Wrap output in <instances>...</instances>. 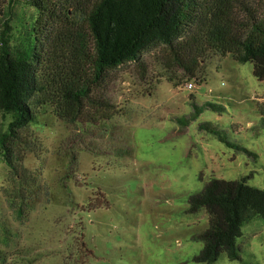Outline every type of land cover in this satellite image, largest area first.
<instances>
[{
	"label": "rangeland",
	"instance_id": "1",
	"mask_svg": "<svg viewBox=\"0 0 264 264\" xmlns=\"http://www.w3.org/2000/svg\"><path fill=\"white\" fill-rule=\"evenodd\" d=\"M9 8L11 32L29 53L35 11ZM141 60L108 72L110 119L68 125L41 110L24 161L37 184L24 186L22 219L8 203L13 181L0 156V264H204L193 259L202 248L194 235L207 215L186 213L189 197L211 178L264 189V80L252 63L210 51L199 78L187 79L158 49ZM237 243L241 260L221 253L212 264H264V218L244 224Z\"/></svg>",
	"mask_w": 264,
	"mask_h": 264
},
{
	"label": "trees",
	"instance_id": "2",
	"mask_svg": "<svg viewBox=\"0 0 264 264\" xmlns=\"http://www.w3.org/2000/svg\"><path fill=\"white\" fill-rule=\"evenodd\" d=\"M14 4L35 11L29 53L11 32ZM0 16V156L13 181L7 199L18 219L29 206L24 186L37 184L24 161L35 151L30 126L44 107L68 125L110 119L108 72L127 62L144 67L141 55L150 49L187 79L199 78L201 60L213 51L252 63L253 75L264 80V0H7ZM258 112L264 117V103ZM201 209L207 227L194 235L202 248L193 259L212 264L225 253L241 260L237 238L244 224L264 218V189L244 178H211L189 197L185 212Z\"/></svg>",
	"mask_w": 264,
	"mask_h": 264
},
{
	"label": "built area",
	"instance_id": "3",
	"mask_svg": "<svg viewBox=\"0 0 264 264\" xmlns=\"http://www.w3.org/2000/svg\"><path fill=\"white\" fill-rule=\"evenodd\" d=\"M184 86H185L186 88H188V89H192V88L194 87L192 81H187V82L184 84Z\"/></svg>",
	"mask_w": 264,
	"mask_h": 264
}]
</instances>
